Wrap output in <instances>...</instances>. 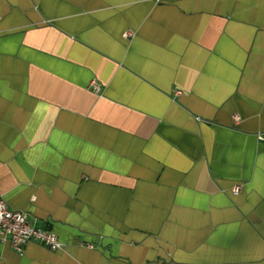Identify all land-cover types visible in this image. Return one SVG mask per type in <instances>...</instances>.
Here are the masks:
<instances>
[{
	"label": "crops",
	"instance_id": "crops-1",
	"mask_svg": "<svg viewBox=\"0 0 264 264\" xmlns=\"http://www.w3.org/2000/svg\"><path fill=\"white\" fill-rule=\"evenodd\" d=\"M0 194V264H264V0H0Z\"/></svg>",
	"mask_w": 264,
	"mask_h": 264
},
{
	"label": "built area",
	"instance_id": "built-area-1",
	"mask_svg": "<svg viewBox=\"0 0 264 264\" xmlns=\"http://www.w3.org/2000/svg\"><path fill=\"white\" fill-rule=\"evenodd\" d=\"M126 35L131 34L129 32ZM93 89L98 86L91 81ZM234 121L239 120L238 115L233 116ZM240 185H234L233 192H238ZM0 241L8 242L11 249L18 254H23L24 246L29 241H35L45 245L50 250H60L63 243L56 233L41 225H34L21 210L10 208L0 194Z\"/></svg>",
	"mask_w": 264,
	"mask_h": 264
}]
</instances>
